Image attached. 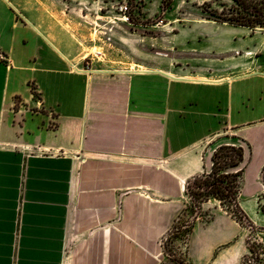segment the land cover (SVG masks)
<instances>
[{"label": "crops", "instance_id": "1", "mask_svg": "<svg viewBox=\"0 0 264 264\" xmlns=\"http://www.w3.org/2000/svg\"><path fill=\"white\" fill-rule=\"evenodd\" d=\"M0 9V37L8 28L13 38L0 41L9 60L0 63L1 94L10 99L0 105V264H161L186 182L210 169L209 143L221 125L251 124L221 116L264 104L263 92H242L250 83L261 90L264 72L225 78L173 63L84 69L71 36L49 37L32 7L0 0ZM18 30L33 35L32 52L22 53L28 42ZM247 56L235 69L249 66ZM24 72L25 93L11 91ZM209 204L213 220L197 222L188 241L190 264H236L241 244L214 255L236 233Z\"/></svg>", "mask_w": 264, "mask_h": 264}, {"label": "rangeland", "instance_id": "2", "mask_svg": "<svg viewBox=\"0 0 264 264\" xmlns=\"http://www.w3.org/2000/svg\"><path fill=\"white\" fill-rule=\"evenodd\" d=\"M21 1L23 7L34 9L36 20L44 24L43 28L49 37L62 33L71 36L72 47L80 57H84V69L133 71L137 65L143 63H161L163 66L173 63L176 67H184L187 64L194 72L200 69L219 72L220 77L225 78L264 72V30H250L206 21L198 15L199 8L204 2L211 0H129L128 4L127 0ZM224 1L226 0H221ZM123 3L131 10L132 22L125 21L118 9ZM214 7L220 6L214 4ZM1 11L0 9V18L5 21ZM19 20L24 22L20 18ZM6 26L10 27L9 24ZM182 28H191L193 36L185 37L182 33L179 35L182 37H177L176 34ZM5 30L0 41L9 45L13 39L12 32L8 28ZM15 36L18 40L24 38L28 42L23 46V54H27V50L32 52L36 41L31 33L18 30ZM15 49L20 52L18 42H15ZM244 56L248 57L249 66L235 69L241 64V60L245 59ZM8 61L0 52V63L8 67ZM26 75L28 74L24 72L14 79L15 87L11 91L25 93L26 85L22 84L21 79ZM5 76V71L0 66V105L10 102L9 95L5 100L1 94ZM243 88V93L252 91V95L258 96L263 92L264 96V86L259 90L254 83H250ZM11 91L9 89V94ZM15 102L19 103L18 99H15ZM260 103L250 114L242 110L240 115L231 119L228 115L225 118L221 116L223 124L225 121L236 125L251 124L236 130L221 125L223 131L215 139L216 143L207 148V153L211 155L214 146L223 142L225 136L243 139L246 147L245 171L239 201L253 226L245 223V227H241L218 210L223 225L229 232L236 233V237L218 247L214 255L220 251L229 253L228 249L232 245L241 244L243 256L247 253L248 238L264 244V200L259 201L263 190L260 175L264 164V104ZM214 123L213 120L208 121L206 128H211ZM214 208L212 204L204 206L205 211L212 214ZM198 222L202 226L208 224ZM187 249L188 243L185 244L180 238L174 239L166 246L169 255L163 254L161 264H178L176 259L179 257L184 259L186 264H190ZM242 256L236 264H239Z\"/></svg>", "mask_w": 264, "mask_h": 264}, {"label": "trees", "instance_id": "3", "mask_svg": "<svg viewBox=\"0 0 264 264\" xmlns=\"http://www.w3.org/2000/svg\"><path fill=\"white\" fill-rule=\"evenodd\" d=\"M128 2L129 0L127 4ZM219 2L221 0L204 2L199 8L200 17L228 26L264 30V0ZM214 4L220 7H214ZM128 9V18L132 22L129 6ZM31 92L34 94L32 89ZM215 143L216 140L210 142L209 146ZM245 154L246 147L243 139L235 136H225L223 142L214 146L210 156V169L193 176L185 184L184 193L187 202L162 240L164 255H169L166 246L176 238L182 239L187 244L198 221L209 223L213 219V214L204 209L209 202H214L239 226L245 227L244 224L247 223L253 227L239 201L245 171ZM260 180L263 190L259 195V201L264 200V164ZM246 249L247 253L242 256L239 264H264V244L262 242L248 238ZM176 260L178 264H186L180 257Z\"/></svg>", "mask_w": 264, "mask_h": 264}, {"label": "built area", "instance_id": "4", "mask_svg": "<svg viewBox=\"0 0 264 264\" xmlns=\"http://www.w3.org/2000/svg\"><path fill=\"white\" fill-rule=\"evenodd\" d=\"M121 15L123 16V19L125 21H129V18H128V12H129V9H128V5L126 3H123L121 4L119 7H118Z\"/></svg>", "mask_w": 264, "mask_h": 264}, {"label": "water", "instance_id": "5", "mask_svg": "<svg viewBox=\"0 0 264 264\" xmlns=\"http://www.w3.org/2000/svg\"><path fill=\"white\" fill-rule=\"evenodd\" d=\"M198 15L200 16V14L198 13Z\"/></svg>", "mask_w": 264, "mask_h": 264}]
</instances>
